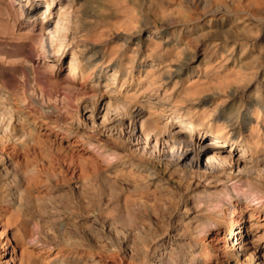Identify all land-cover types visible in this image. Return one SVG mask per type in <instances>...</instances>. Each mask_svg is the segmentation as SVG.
I'll return each mask as SVG.
<instances>
[{
    "label": "rangeland",
    "instance_id": "374dc122",
    "mask_svg": "<svg viewBox=\"0 0 264 264\" xmlns=\"http://www.w3.org/2000/svg\"><path fill=\"white\" fill-rule=\"evenodd\" d=\"M138 2L0 0V264H253L223 223L264 236V213L233 198L195 236L215 218L196 196L218 194L210 176L264 187V146L254 159L221 143L196 153L214 140L195 133L183 158L170 139L174 116L214 134L235 97L263 106L251 125L264 143V0Z\"/></svg>",
    "mask_w": 264,
    "mask_h": 264
},
{
    "label": "bare ground",
    "instance_id": "6f19581e",
    "mask_svg": "<svg viewBox=\"0 0 264 264\" xmlns=\"http://www.w3.org/2000/svg\"><path fill=\"white\" fill-rule=\"evenodd\" d=\"M8 1L13 2V0H8ZM138 1L140 2L141 0H138ZM147 39L148 38H145V40ZM155 41L156 39H154V36H153L152 38H150L149 41L145 43L146 48L149 50L150 53H155L157 51L158 46ZM124 42L127 43L126 40H124ZM89 59H91V57H89ZM117 59L118 58L116 57H112L108 61L109 63L108 65L111 67L113 72L106 76V82L108 81L107 85L115 84L118 73L120 72L121 65H120V62L117 61ZM114 61L115 63H113ZM69 64L70 66L74 65L77 68L83 65V64L78 63L76 59L74 58V56H71ZM47 66L49 67L50 65L47 64ZM98 66L99 64L96 63L95 66L92 69H90V71H93V69H95ZM177 71H180V69H178ZM129 73L130 72H128V74ZM102 74H105L104 70L99 69L97 73L88 72L87 74H83V75L87 76L89 79H94L97 76V79L99 81ZM122 84H124V80H122ZM118 90L119 92L121 91L120 89ZM205 100H206L205 102L210 101V100H207V96L205 97ZM139 102L140 104L136 105V108L134 111L135 114L133 115H138L143 110V106H141V102H144V101H139ZM262 109H263V106L259 104V102L257 101L250 100L247 102H243L241 98L235 99V97H232L229 100L223 101V103L220 105L218 117H216L217 124H216V132L214 134L209 133L211 128H207V127L202 128L191 122H188L187 124L184 125L181 122L182 117L174 116L173 119L176 120L175 122L181 128L171 137L170 139L171 146L177 144V145L182 146L183 149H186L185 152L180 155L184 158L192 151L191 148H193V144L190 139L191 134L198 133L200 134L201 137H206L209 134V135H212L214 142L207 143L206 145H203V146H198L197 148L194 147V150H196V153H201L208 149L213 148L214 147L213 144L215 143H221L222 148L225 147L226 145H228L227 147L230 148V150L227 153H229L232 150L235 151L240 148L239 152L241 153V156H245L247 154L248 156L254 159L256 158V154L259 152V150L263 148L264 143L258 137L254 136L255 128L254 126L251 125V119H253L254 115H257L256 125H258L259 124L258 118H259V115ZM193 114L196 115V113L194 112ZM247 131H248V134L246 133ZM211 157H213V159H216L218 163L223 162L222 160H220V158H218V156H216V154ZM238 159L241 160V157H238ZM226 164H228V162L224 160V165ZM215 168L217 167H215L213 162L212 163L210 162L208 164V169H210L212 172H214ZM227 178L228 179L225 180V179L218 178L216 176H210L206 178L203 177L202 180H204L206 187L208 185H211L212 183H216L217 185H220V190L218 191V194L215 196H211L209 192L208 193L204 192L205 194H204L203 199H201L199 196H196L197 197L196 200H199L203 205H206L205 210L213 211L215 218L206 219L202 224H197L195 226L196 227L195 230H193L195 236H199V235L206 236L211 229H216L218 225L217 217H219V215L221 214V211L224 210L223 209L224 206L225 205L230 206V208H228V212L230 211L228 214H231L233 212L231 208L232 206L230 203L233 198L236 199L240 205L242 203L243 207L251 206L253 210H257V211L264 213V187H261V185L259 187H255L251 185L250 182H245L241 178H230V177H227ZM11 215L12 214H10L9 216ZM6 220L8 221V219ZM242 224H243V221L240 223L224 221L223 223V225L225 226V229H228L229 231L228 234L232 235L233 237L232 245H234L235 242L238 241L237 244H239V246L236 249L235 257L238 258L239 256L244 255L243 259L246 261H250L253 264H264V253L257 255L258 249L264 248V245H263L264 236L254 235V229L257 228L256 224L253 223V224H249L243 227H242ZM233 226H236L237 228L235 231H233ZM20 231H22V229ZM40 234L39 232H36L35 235L33 234V237L31 236L32 238L29 239V241L28 240L26 241L27 244L34 245L35 242L38 241L39 237L43 235V234L42 235ZM21 238L23 239V235L21 236ZM46 247L47 249L52 250L51 245H48ZM247 250H249V252L246 254L245 252ZM59 257H61V255ZM64 260L58 259L57 257L51 259L52 264H67V263H64Z\"/></svg>",
    "mask_w": 264,
    "mask_h": 264
}]
</instances>
